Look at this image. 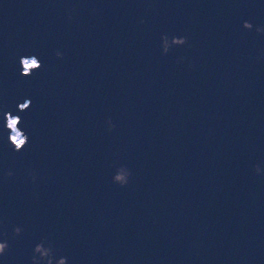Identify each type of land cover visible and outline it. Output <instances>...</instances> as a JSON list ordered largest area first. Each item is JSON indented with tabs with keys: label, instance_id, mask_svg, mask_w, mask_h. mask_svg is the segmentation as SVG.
Listing matches in <instances>:
<instances>
[{
	"label": "water",
	"instance_id": "95a60500",
	"mask_svg": "<svg viewBox=\"0 0 264 264\" xmlns=\"http://www.w3.org/2000/svg\"><path fill=\"white\" fill-rule=\"evenodd\" d=\"M256 25L264 0H0V264H30L41 236L68 264H264ZM161 33L191 47L161 55ZM32 54L43 67L25 77ZM5 111L29 134L20 152ZM113 162L132 170L127 186Z\"/></svg>",
	"mask_w": 264,
	"mask_h": 264
},
{
	"label": "clouds",
	"instance_id": "9594fccd",
	"mask_svg": "<svg viewBox=\"0 0 264 264\" xmlns=\"http://www.w3.org/2000/svg\"><path fill=\"white\" fill-rule=\"evenodd\" d=\"M74 11V10H73ZM67 19H72V11L67 12ZM140 24L145 23L143 17L139 20ZM241 26L246 30H253V24L248 20H243ZM255 32L257 34L264 35V25H256ZM160 51L161 55H167L173 47H180L187 45L191 47L188 43V37L186 35H169L168 33H161L160 37ZM54 55L57 58H63V52L60 50H55ZM187 57L180 56L177 58V63H182L187 60ZM257 60L260 56L256 57ZM19 68L21 75L27 77L31 76L34 72H38L42 67V61L37 57V55H20L18 58ZM188 67H192V61L188 60ZM31 100L25 98L23 102H19L16 108L19 111H25L29 109L31 105ZM22 118L20 115L13 114L9 111L3 113V126L7 130V142L14 152H20L29 145V134L21 127ZM106 125V130L111 132L116 124L113 122L111 117H107L104 121ZM110 167H112L111 181L112 183L125 187L129 184L130 177L132 176V170L123 163L113 162ZM252 170L257 175H264V168H261L260 164L254 163L252 165ZM4 175L6 177H12L13 172L11 169L6 170ZM27 175L30 177L31 181L35 183L37 179V173L35 169H29ZM34 195H36L34 193ZM22 232V227L19 225H14L12 227L13 236H19ZM9 250V244L6 239L0 240V257L7 254ZM59 249L56 248L53 241L47 239L45 236H41L40 239L32 247V255L30 256V264H68V258L65 255H57Z\"/></svg>",
	"mask_w": 264,
	"mask_h": 264
}]
</instances>
